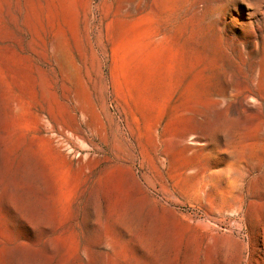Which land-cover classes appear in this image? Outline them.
<instances>
[{"label":"rangeland","instance_id":"obj_1","mask_svg":"<svg viewBox=\"0 0 264 264\" xmlns=\"http://www.w3.org/2000/svg\"><path fill=\"white\" fill-rule=\"evenodd\" d=\"M0 64L3 93L68 156L90 150L74 135L132 134L181 162L191 135L264 203V0H0ZM236 226L225 214L213 234L241 240Z\"/></svg>","mask_w":264,"mask_h":264},{"label":"bare ground","instance_id":"obj_2","mask_svg":"<svg viewBox=\"0 0 264 264\" xmlns=\"http://www.w3.org/2000/svg\"><path fill=\"white\" fill-rule=\"evenodd\" d=\"M8 89L0 88V264H264V203H246L249 188L232 183L221 160L213 166L206 147L185 145L191 135L179 138L181 162L172 143L156 138L147 150L132 134L74 135L90 148L75 159L35 129L31 103ZM225 214L236 235L248 229L241 240L213 234Z\"/></svg>","mask_w":264,"mask_h":264}]
</instances>
